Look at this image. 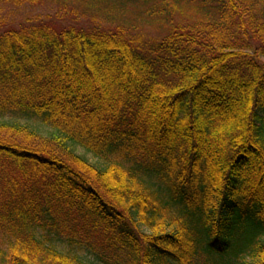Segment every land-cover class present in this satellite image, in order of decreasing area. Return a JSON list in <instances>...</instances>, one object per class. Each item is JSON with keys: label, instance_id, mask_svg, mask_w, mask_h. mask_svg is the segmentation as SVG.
I'll return each instance as SVG.
<instances>
[{"label": "trees", "instance_id": "16d2710c", "mask_svg": "<svg viewBox=\"0 0 264 264\" xmlns=\"http://www.w3.org/2000/svg\"><path fill=\"white\" fill-rule=\"evenodd\" d=\"M127 1L0 0L137 12L0 21L1 263L264 264V0Z\"/></svg>", "mask_w": 264, "mask_h": 264}, {"label": "rangeland", "instance_id": "374dc122", "mask_svg": "<svg viewBox=\"0 0 264 264\" xmlns=\"http://www.w3.org/2000/svg\"><path fill=\"white\" fill-rule=\"evenodd\" d=\"M122 3H129L127 0H120ZM89 6L87 5H78L71 2L70 4L64 6L62 4H50L47 3L45 5L39 4L36 6L24 5L21 7L14 5H5L0 4V21H3L4 27H14L19 28L21 25H27L31 21L36 20H52L59 25H63L64 27L70 26H80V27H89L93 25L95 22L101 24L104 27L114 29L122 24L121 19L122 16L124 18L136 15L137 12L134 11L132 6L128 7L129 13H125L120 15V17H113L112 13L107 15L103 12L98 14L94 9L88 10ZM140 26V21L135 20ZM142 27V26H141ZM145 31L151 30L153 32V36L156 33L148 26L142 27ZM1 123L7 124H15L19 123L22 125H28L32 129L37 132L43 134L44 136L51 137L55 134V131L43 125L37 119H29L25 117H15V116H6L3 119H0ZM74 151L86 158L91 164L97 166L99 168H103L105 165V161L99 158H96L94 155L88 153L81 147L75 146ZM65 241V240H64ZM60 246L59 249L65 250L68 253H72L77 255L81 260L85 261L87 264H102L98 259L92 255L86 249H70L67 245H63V243H56ZM7 249L6 240L0 236V264L2 259V252H5ZM243 255L247 256V252L243 253ZM233 261H238V258H233ZM238 259V260H237Z\"/></svg>", "mask_w": 264, "mask_h": 264}]
</instances>
